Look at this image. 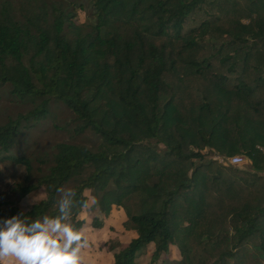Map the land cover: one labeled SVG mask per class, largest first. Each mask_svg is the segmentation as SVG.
Segmentation results:
<instances>
[{
    "label": "trees",
    "instance_id": "16d2710c",
    "mask_svg": "<svg viewBox=\"0 0 264 264\" xmlns=\"http://www.w3.org/2000/svg\"><path fill=\"white\" fill-rule=\"evenodd\" d=\"M0 87L29 106L0 123V162L24 171L11 191L44 193L24 211L3 201L0 228L59 215L58 188L89 190L87 209L119 207L134 232L107 245L112 264L149 245L144 264H264V0H0ZM52 102L91 144L12 153ZM171 247L180 258H160Z\"/></svg>",
    "mask_w": 264,
    "mask_h": 264
},
{
    "label": "rangeland",
    "instance_id": "374dc122",
    "mask_svg": "<svg viewBox=\"0 0 264 264\" xmlns=\"http://www.w3.org/2000/svg\"><path fill=\"white\" fill-rule=\"evenodd\" d=\"M85 20V15L83 11H78L76 22L82 23ZM29 106L22 103L19 100L13 99L7 94L6 89L0 87V123H2L8 116L15 114L16 112H24ZM48 109L50 113L39 123L35 125V128L31 129L28 136V141L26 144H21L13 148L12 153L17 154L20 150L25 148L28 151L38 152L42 150H48L55 142L60 141H76L90 145L94 140V136L89 131H84L80 135H74L72 129L74 127L73 114L70 110L64 107L60 103H49ZM157 149L162 148L161 145H156ZM255 147L264 154V144L257 143ZM214 148V147H213ZM213 148L202 149L205 153V157L214 160L217 163H225L214 159L213 157H223L227 158L231 155L219 154L213 150ZM24 150V151H25ZM244 158V162L240 165H235L233 167H238L241 169L248 168L250 161L247 157L241 154ZM214 162V163H215ZM215 163V164H217ZM23 167L20 165H14L7 162H0V210H5L8 204L3 201L12 200L14 205L20 210L24 211L29 208V206L36 201L43 198L44 193L42 187L33 191L22 198H18L15 193L11 191V186L13 182H16L23 176ZM261 175L264 176V171H261ZM87 195L88 202L91 200L90 191L84 190ZM80 218L83 219L84 233L88 238V247L83 249V258H86L89 254L92 259H95L97 263L107 264L109 261L108 256V244H126L133 236L130 231L125 230L122 227V221L124 220V213L122 209L112 207L107 215L101 214L97 209L84 210L80 212ZM95 218L101 222L99 229H92L90 221ZM3 228V226L1 227ZM117 247L115 249H117ZM152 246L149 245L146 248L145 255L137 259L141 264H144L148 260V256ZM160 258H167L169 260H178L180 258L179 252L176 247H171L168 255L161 254ZM196 258V256L194 257ZM16 259L14 257L6 258L2 261L3 264H16ZM210 259H207V262Z\"/></svg>",
    "mask_w": 264,
    "mask_h": 264
},
{
    "label": "clouds",
    "instance_id": "9594fccd",
    "mask_svg": "<svg viewBox=\"0 0 264 264\" xmlns=\"http://www.w3.org/2000/svg\"><path fill=\"white\" fill-rule=\"evenodd\" d=\"M57 206L59 215L44 217L26 226L18 216L4 221L0 228V261L14 257L18 264H83V249L88 240L84 230L70 222L74 209L78 206L87 209L88 202L76 200V190L58 188ZM96 205L95 198L91 201Z\"/></svg>",
    "mask_w": 264,
    "mask_h": 264
},
{
    "label": "crops",
    "instance_id": "0c3cea01",
    "mask_svg": "<svg viewBox=\"0 0 264 264\" xmlns=\"http://www.w3.org/2000/svg\"><path fill=\"white\" fill-rule=\"evenodd\" d=\"M112 207H114V206H112ZM111 207V208H112ZM116 208H119V207H116ZM119 209H121V208H119ZM83 210H84V212L86 211V210H89V209H84L83 208ZM123 211V210H122ZM80 212V211H79ZM101 213V212H100ZM101 214H103V213H101ZM108 214V213H107ZM106 214V215H107ZM104 215V214H103ZM77 217L79 218V219H82V218H80V214L78 213L77 214ZM125 217V216H124ZM84 219V218H83ZM82 219V220H83ZM124 220H125V218H124ZM124 220L122 221V227H123V222H124ZM90 225H91V221H90ZM85 226H84V224L82 223V225L80 226V228L81 229H83ZM100 228V227H99ZM99 228H95V227H92V229H94V230H96V229H99ZM125 230H127V231H130L131 233H132V236L134 237V232L132 231V230H130V229H126L125 227H123ZM87 238V237H86ZM90 238V236L87 238V240ZM125 245V244H124ZM124 245H121V246H124ZM120 246V245H119ZM108 256H109V261H107V264H112V252L111 251H109L108 252ZM15 263L16 264H18V261L16 260L15 261ZM0 264H3L2 263V261H0ZM83 264H103V263H97L96 261H95V259H92V257L88 254L87 255V257L86 258H83Z\"/></svg>",
    "mask_w": 264,
    "mask_h": 264
},
{
    "label": "built area",
    "instance_id": "2783aa9c",
    "mask_svg": "<svg viewBox=\"0 0 264 264\" xmlns=\"http://www.w3.org/2000/svg\"><path fill=\"white\" fill-rule=\"evenodd\" d=\"M214 159H217L220 162H223V160L225 161V163H229L231 165H240L241 163L244 162V158L241 155H233L227 158H223V157H213Z\"/></svg>",
    "mask_w": 264,
    "mask_h": 264
}]
</instances>
